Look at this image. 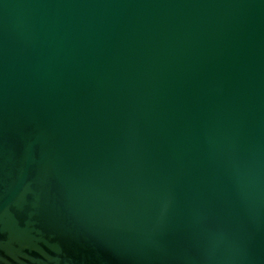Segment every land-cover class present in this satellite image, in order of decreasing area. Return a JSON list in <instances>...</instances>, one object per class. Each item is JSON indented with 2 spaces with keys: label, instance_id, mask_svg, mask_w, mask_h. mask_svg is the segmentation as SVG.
<instances>
[{
  "label": "water",
  "instance_id": "water-1",
  "mask_svg": "<svg viewBox=\"0 0 264 264\" xmlns=\"http://www.w3.org/2000/svg\"><path fill=\"white\" fill-rule=\"evenodd\" d=\"M0 264H264V0H0Z\"/></svg>",
  "mask_w": 264,
  "mask_h": 264
}]
</instances>
